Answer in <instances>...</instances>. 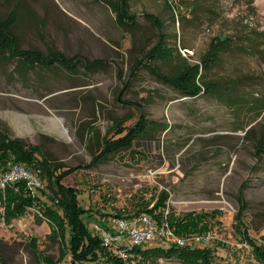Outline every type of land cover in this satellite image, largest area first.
I'll return each instance as SVG.
<instances>
[{
	"label": "rangeland",
	"instance_id": "rangeland-1",
	"mask_svg": "<svg viewBox=\"0 0 264 264\" xmlns=\"http://www.w3.org/2000/svg\"><path fill=\"white\" fill-rule=\"evenodd\" d=\"M115 1L0 0V22L13 18L0 25V140L38 145V156L52 162L81 164L63 181L80 189L81 204L95 215L91 228L100 218L115 229L113 213L133 215L169 191L177 213L218 214L208 218L217 237L200 244L213 251L212 264H258L246 234L264 245V144L256 146L264 137V0H130L134 28L117 21ZM146 12L163 21L169 44L177 46L172 65L151 59L167 72L200 64L212 43L252 44V37L259 49L223 51L206 77L220 87L208 93L193 71L177 85L141 67L131 75L159 32ZM197 86L201 94L183 95ZM140 119L154 121L149 135L87 165L105 139ZM5 165L1 158L0 179ZM242 198L245 232L234 217ZM35 211L6 222L0 205L4 264H45L29 244L33 236L39 248L60 256L61 239ZM72 263L88 264L71 254L58 262ZM156 264L186 263L161 257Z\"/></svg>",
	"mask_w": 264,
	"mask_h": 264
},
{
	"label": "trees",
	"instance_id": "trees-1",
	"mask_svg": "<svg viewBox=\"0 0 264 264\" xmlns=\"http://www.w3.org/2000/svg\"><path fill=\"white\" fill-rule=\"evenodd\" d=\"M112 6L116 10V18L120 25L128 28L137 26V13L131 10L130 0H116ZM145 15L154 23L159 32L156 42L149 48H146L143 55L134 63L131 68V75H135L137 71L139 72V68L141 67V69L145 68L149 70L153 75L164 82L177 85L179 81L178 78H182L187 71H193L197 75L199 82L203 84V87L207 86L204 90H202L203 88L200 89L201 93L202 91L208 93L220 87L216 82L206 77L208 74L207 72L211 69L212 65L217 63L223 51L232 49L233 47H240L248 51L252 49L257 51L259 49L253 43L254 40L252 37H248L252 44H246L245 42H234L233 44L223 45H220V42L212 43L206 53L201 56L200 64L188 65L181 63L173 72H167L162 67L155 65L153 63L154 60L151 59L159 57L158 59L162 58L161 62L164 64L172 65L175 60V47L177 46L169 44L168 36L163 29V21L159 17L151 12H146ZM12 22L13 18L11 17L10 19L7 18L1 21L0 25ZM185 47L189 48L188 46ZM49 61L54 64L56 60ZM52 64H48L47 66H52ZM40 65L42 66L43 64ZM94 65L96 67V64ZM195 77L194 75L193 79ZM191 89L192 88H184V90H182L184 92L183 95L195 97L201 94L200 91L198 93V86L195 89ZM260 113L264 114V106L261 108ZM148 122L153 123L154 121L140 119L137 124L132 126L129 130L122 129L123 131H121L123 134L120 136L107 140L105 139L102 148L93 151L92 159L87 165L91 166L97 164L107 159L109 155L121 148L132 147L135 141L140 137L150 134L149 131H151V127L148 125ZM0 141L4 142L5 140ZM3 142H0V149H2L0 150V159L4 158L6 161L5 167L1 169L3 173L11 169L14 164L20 163L34 174L36 173L42 185L34 189L28 185L25 178H20L8 183L5 187L0 186V205L3 206L2 216H4L6 222H11L18 217L24 216L31 207H35L36 216L39 218H46L52 225L51 235L54 237L53 239L60 238L63 243L60 256L54 258V256L38 247L37 237H31L29 244L33 246V251L40 256L42 261H44L45 264H58L67 254H71L72 259L80 263L100 264L105 262L107 264H125L120 256L115 255L104 246L101 235L90 227L89 220L94 219L95 215L91 212V208L81 204L79 198L80 189L76 186L66 184L63 181L67 175L80 168L81 164L72 166L61 164L56 161H49L47 157L40 158L38 156V151L41 150V148L38 145L25 147L20 142L21 146L16 143H7L8 141H5V146L2 147ZM263 144L264 137L257 141L256 146L260 148V145ZM168 198L169 191H163L155 198L152 206H150L151 201L148 200L140 205L134 214L146 212L158 223H161L164 209L168 205ZM240 202L241 206L234 216L235 225L239 227L241 232H245L247 224L244 218V209L247 207V204L244 203L243 198ZM210 213L211 212L195 211L177 213L170 209L168 220L178 233L208 230L212 228V222L208 218H214L218 215H214V212H212V214ZM101 214L106 215L102 212ZM113 215L132 216V214L118 212L113 213ZM97 222L104 225L106 228H110L109 225L100 218L97 219ZM246 235L249 239L253 257L256 258L258 264H264V245L251 237L249 232H247ZM135 251L140 254V258L136 264H156L161 257H175L186 264H212L214 259L212 256L213 251L209 250L207 246H178L174 241L169 246L147 242L135 246ZM5 262V257L1 254L0 249V264H4Z\"/></svg>",
	"mask_w": 264,
	"mask_h": 264
},
{
	"label": "built area",
	"instance_id": "built-area-1",
	"mask_svg": "<svg viewBox=\"0 0 264 264\" xmlns=\"http://www.w3.org/2000/svg\"><path fill=\"white\" fill-rule=\"evenodd\" d=\"M20 178H25L28 185L34 189L41 186L38 177L20 163L14 164L11 169L3 174L0 179V186L5 187L8 183ZM169 213L170 205L168 203L164 209L161 223L154 220L149 213L140 212L129 217L116 216L114 218L115 229L106 228L98 222L93 224V229L101 235L104 246L115 255L120 256L125 264H136L139 260L140 254L135 251V246L156 239L168 238L178 246L195 247L202 243H209L218 235V232L213 228L178 233L169 223Z\"/></svg>",
	"mask_w": 264,
	"mask_h": 264
},
{
	"label": "water",
	"instance_id": "water-1",
	"mask_svg": "<svg viewBox=\"0 0 264 264\" xmlns=\"http://www.w3.org/2000/svg\"><path fill=\"white\" fill-rule=\"evenodd\" d=\"M72 264H74V263H72Z\"/></svg>",
	"mask_w": 264,
	"mask_h": 264
}]
</instances>
